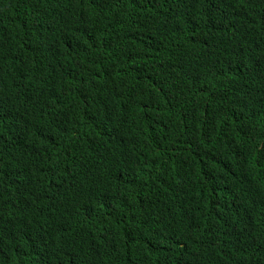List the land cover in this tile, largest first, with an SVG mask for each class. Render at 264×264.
Wrapping results in <instances>:
<instances>
[{
  "label": "trees",
  "instance_id": "obj_1",
  "mask_svg": "<svg viewBox=\"0 0 264 264\" xmlns=\"http://www.w3.org/2000/svg\"><path fill=\"white\" fill-rule=\"evenodd\" d=\"M254 147L264 0H0V264H264Z\"/></svg>",
  "mask_w": 264,
  "mask_h": 264
},
{
  "label": "clouds",
  "instance_id": "obj_2",
  "mask_svg": "<svg viewBox=\"0 0 264 264\" xmlns=\"http://www.w3.org/2000/svg\"><path fill=\"white\" fill-rule=\"evenodd\" d=\"M191 27H187V28H185V29H190ZM146 71V69H145V67L143 66V65H141V66H138V67H136L135 68V76L137 77V79H138V77L143 73V72H145ZM129 92L127 91V89H126V94H125V97H124V100L126 101V96H127V94H128ZM69 99L70 100H75V99H77L75 96H69ZM87 119L89 118L90 119V121L89 122H86L85 123V120L83 119L80 123H82V124H84V125H90L92 122H96V123H100V124H102L101 122H97V120L92 116V115H88L87 117H86ZM250 149V148H249ZM256 150H259V153L258 154H261V157H259L258 156V154H257V156H256V158L255 159H259V158H264V154L262 153V151L260 150V148L258 147H254V151H256ZM208 212H218V210H217V208L214 206V204L213 203H209V206H208Z\"/></svg>",
  "mask_w": 264,
  "mask_h": 264
},
{
  "label": "rangeland",
  "instance_id": "obj_3",
  "mask_svg": "<svg viewBox=\"0 0 264 264\" xmlns=\"http://www.w3.org/2000/svg\"><path fill=\"white\" fill-rule=\"evenodd\" d=\"M84 120H85V123L90 121L89 118L88 119L87 118H84Z\"/></svg>",
  "mask_w": 264,
  "mask_h": 264
}]
</instances>
